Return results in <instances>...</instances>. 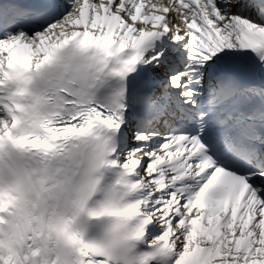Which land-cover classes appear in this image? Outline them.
<instances>
[{
    "label": "snow or ice",
    "instance_id": "snow-or-ice-1",
    "mask_svg": "<svg viewBox=\"0 0 264 264\" xmlns=\"http://www.w3.org/2000/svg\"><path fill=\"white\" fill-rule=\"evenodd\" d=\"M0 264H264V0H0Z\"/></svg>",
    "mask_w": 264,
    "mask_h": 264
}]
</instances>
